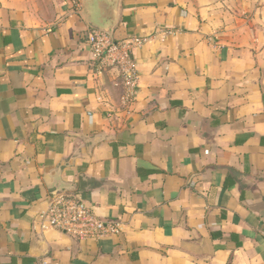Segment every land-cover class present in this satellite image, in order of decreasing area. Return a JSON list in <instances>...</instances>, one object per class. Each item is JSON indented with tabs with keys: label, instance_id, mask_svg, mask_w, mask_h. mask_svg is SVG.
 I'll return each instance as SVG.
<instances>
[{
	"label": "crops",
	"instance_id": "crops-1",
	"mask_svg": "<svg viewBox=\"0 0 264 264\" xmlns=\"http://www.w3.org/2000/svg\"><path fill=\"white\" fill-rule=\"evenodd\" d=\"M82 9L0 0V264H264V0H120L131 95ZM54 177L115 231L41 230Z\"/></svg>",
	"mask_w": 264,
	"mask_h": 264
},
{
	"label": "built area",
	"instance_id": "built-area-1",
	"mask_svg": "<svg viewBox=\"0 0 264 264\" xmlns=\"http://www.w3.org/2000/svg\"><path fill=\"white\" fill-rule=\"evenodd\" d=\"M71 1L81 9V0ZM146 41L145 37H134L118 42L112 35L101 30H93L87 36L92 58L99 65V70L118 68L129 95L135 91L139 81L132 51ZM88 116L89 122H92L90 112ZM47 201V209L37 215V226L41 230L56 229L79 240L96 242L116 229L113 222L95 212L94 206L72 192L59 191L51 194Z\"/></svg>",
	"mask_w": 264,
	"mask_h": 264
},
{
	"label": "water",
	"instance_id": "water-1",
	"mask_svg": "<svg viewBox=\"0 0 264 264\" xmlns=\"http://www.w3.org/2000/svg\"><path fill=\"white\" fill-rule=\"evenodd\" d=\"M119 2L120 0H83L82 13L99 30L113 35L119 21ZM100 3L103 8L100 7ZM47 186L51 194H56L64 189V185L58 177L52 178V183Z\"/></svg>",
	"mask_w": 264,
	"mask_h": 264
}]
</instances>
